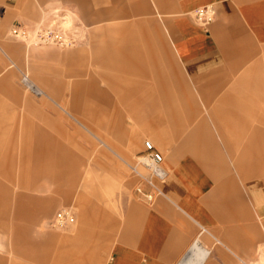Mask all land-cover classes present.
<instances>
[{"label": "crops", "instance_id": "1", "mask_svg": "<svg viewBox=\"0 0 264 264\" xmlns=\"http://www.w3.org/2000/svg\"><path fill=\"white\" fill-rule=\"evenodd\" d=\"M139 1L144 8L150 5ZM69 2L82 8L93 3L100 18H106L108 6L138 5L135 0H0V163H17L10 152H23L18 163H27L26 140L20 147L13 139L27 104L17 75L28 57L42 65L44 54L26 38L57 15L60 3ZM208 4L216 16L205 30L190 12ZM151 5L167 18L165 30L103 27L101 39H112L106 36L113 33L118 45L106 43L96 52L99 73L84 74L79 67L84 53L64 59L69 64L64 72L76 77L70 108H62L72 122L59 115L71 134L86 129L108 146L90 124L93 115L104 113L102 103L114 104L115 150L138 154L150 141L168 178L153 180L160 193L151 205L142 204L132 192L136 179L125 169L132 163L98 159L97 167L105 170L101 186L90 187L88 195L76 193L79 159L63 146L56 154L52 138L42 135L36 157H46L45 162L34 160L35 171L27 176L58 185L48 192L38 185L14 193L0 187V231L19 239L20 256L29 264H243L263 244L264 0H151ZM14 28L26 37L11 35ZM50 58L51 65L58 63V52ZM48 81L41 87L28 83L39 96L57 97ZM71 142L76 148L75 139ZM3 152L10 157L1 158ZM61 182L69 185L60 189ZM62 206L75 208L78 223L53 230Z\"/></svg>", "mask_w": 264, "mask_h": 264}, {"label": "rangeland", "instance_id": "2", "mask_svg": "<svg viewBox=\"0 0 264 264\" xmlns=\"http://www.w3.org/2000/svg\"><path fill=\"white\" fill-rule=\"evenodd\" d=\"M76 2L78 3V1ZM76 2L60 3L57 15L53 19H49L42 28V30H50L62 35L64 39L66 38L63 45L55 43L42 45L39 44L34 36H28V38H26V42L30 45V48L43 51L44 61L42 66L38 63L31 62L30 57H28L25 70L17 75V82L21 94L25 95L27 104L25 108L22 107L20 109V118L17 128L19 134L14 136L13 139H16L15 143L20 145V147H24V142L26 140L27 163H18L19 156H23V152L9 153L16 159L17 163H0V187L9 188L12 193H14L18 187L20 188V186L23 187L24 185H26L27 188H32V186L37 185L39 187L43 186L41 188L42 192H48L49 190H52L51 187L55 188L56 185H58L48 180L34 182L27 176L29 172V175L31 176L35 171V165H37L34 163V160L37 161L36 146L40 144V137H42V135L52 138V141L54 142L52 148L56 154L59 153L58 146H63L67 149V153L73 152V156L79 159L78 163H81L79 166L80 176L75 183L76 193L84 192L88 195L90 193V187L99 188V186H101L100 181L103 180H99V176H105V170L97 167L98 159L99 163L100 161H102L101 163H132L128 170L126 167L125 169L127 174L135 178V173L133 172L132 167L136 166V158L142 152L138 154L135 152H129V155H123L120 151L115 150L114 104H111L108 107V105L106 106L102 103L101 106L104 107V113L101 115H93L90 124L91 131L93 133H98L99 136L108 143V146L98 144L95 137L86 129H81V131H76V133L71 134V126L67 124L61 115L67 119L70 118L62 108H70L72 86L76 77L68 76L64 72L67 69V66H69L64 59L66 57L68 58L70 54L75 52L84 53L85 60L82 61L79 66L84 69V74L90 70L99 73V67L96 65V52L100 47H104L106 43L110 45L112 42H115L116 45H118V41L115 39L113 40V33L106 36L112 37V39H107L105 37V39H101L100 36H104L102 34L103 32L101 33L103 27L105 28L109 26L113 29L114 26L113 32L116 30L115 26H118V24L122 27L121 31L124 32H135L136 30L164 31V21L167 18L161 14L158 8L151 5V0H148V3L150 4L148 8H144L142 1L139 0H135V3L138 5L134 8L124 7L121 9H115L108 6L106 18L99 17L100 9L98 7L95 8L93 3L82 8ZM197 8L190 12V16L193 17V13ZM146 14L148 16H146ZM138 21L139 24L137 23ZM124 43L126 42L124 41ZM51 52H58V63H54L55 65H51L50 63L52 61L50 58ZM46 53L48 54V59H45ZM73 67H75V65H73ZM56 68H59L62 72L55 73L53 70ZM24 77L27 78L29 83H33V86L36 85L37 87H41L40 84H45L48 79L49 81L52 80L54 83L53 88H56L57 97L45 98L44 96L37 95L34 91H31L23 85L22 79ZM36 78H41L43 81L38 83ZM82 78H85V76ZM102 85L104 88L105 84L103 83ZM85 91L86 89L84 88V92ZM120 108L121 107H119V114L121 112ZM69 120L71 121V119ZM73 122L75 121L73 120ZM82 122L87 123V120L82 119ZM74 124L79 126L77 122ZM82 133L85 135V138L83 135L81 136ZM73 139H75L77 144L76 148H74V143L71 142ZM100 149H103L106 154L100 155ZM8 157L10 156L7 152L1 153V158ZM45 158L46 157L42 156L41 161L38 160L37 163H44ZM140 172L142 173L143 171L140 169ZM68 185V182L59 183V186L61 187L60 189H64ZM136 186L137 180L134 188H132L134 196V189ZM142 186H144L146 190H149L146 185ZM135 198L142 204L151 205L140 198L138 199L136 196ZM64 208L69 209L75 218L74 223L66 227H73L78 223L75 208L73 206H62L57 210L60 211ZM57 210L55 212H58ZM66 227L53 228V230L57 229L58 231H62L67 229ZM50 229L52 228L50 227ZM3 232L0 231V258L4 260L5 264H29L20 256L19 251L21 243L18 241L19 239L14 241L12 239L13 236L11 237V235H9L8 230L5 231V233ZM32 235L35 234L32 233ZM262 236L264 239V230L262 231ZM242 262L246 264H264V241L262 246H258L254 249L250 261L243 260Z\"/></svg>", "mask_w": 264, "mask_h": 264}, {"label": "built area", "instance_id": "3", "mask_svg": "<svg viewBox=\"0 0 264 264\" xmlns=\"http://www.w3.org/2000/svg\"><path fill=\"white\" fill-rule=\"evenodd\" d=\"M215 16L216 10L213 5L199 7L193 13L195 21L205 30H207L214 21ZM11 35L26 37L27 34L24 30L14 28L11 30ZM33 36L36 37L39 44L42 45L48 43L63 45L66 39L56 32L42 29L35 30ZM22 83L25 86L27 85L28 80L26 77L22 79ZM143 145L144 151L136 158V166L132 167L137 180V186L135 187L134 192L138 199L140 198L146 203L152 204L156 196L160 193L155 187L153 180L165 181L168 178V172L164 168L161 154L155 151L153 144L150 141L145 140ZM140 158H145L146 163L139 160ZM140 169L143 171L142 173L140 172ZM142 185H146L149 190H146ZM74 221L75 218L71 211L64 208L55 213L51 225L54 228H64L68 225H72Z\"/></svg>", "mask_w": 264, "mask_h": 264}, {"label": "bare ground", "instance_id": "4", "mask_svg": "<svg viewBox=\"0 0 264 264\" xmlns=\"http://www.w3.org/2000/svg\"><path fill=\"white\" fill-rule=\"evenodd\" d=\"M27 85H28V87L32 90H34L35 91V93H38L29 83H27ZM32 90V91H33ZM139 160H141L142 162H144V163H146V160H145V158H140Z\"/></svg>", "mask_w": 264, "mask_h": 264}]
</instances>
